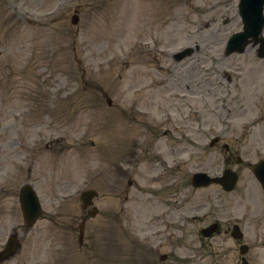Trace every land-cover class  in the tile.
I'll return each mask as SVG.
<instances>
[{
  "label": "rangeland",
  "instance_id": "374dc122",
  "mask_svg": "<svg viewBox=\"0 0 264 264\" xmlns=\"http://www.w3.org/2000/svg\"><path fill=\"white\" fill-rule=\"evenodd\" d=\"M54 1L0 0V98L3 101L0 103V148L4 140L3 134L8 138L13 135L25 136L30 131L29 126L37 122L32 120L30 116L32 112L28 116L18 115L17 120V109L21 107L19 102L8 106L4 103V98L8 100L9 96H16L23 89L27 90L30 96L48 98H62L65 87L75 91L70 98L71 103L74 101V105L70 107L73 110L66 118L76 132L82 127L74 125L76 121L80 122V118L85 119V124L95 121L92 112L96 107H100L97 101L101 94L105 92L109 97L120 98L129 110L122 116V123L136 132L134 137L128 138L127 144L133 148L135 142H141L137 146V153L142 152L143 161H146L140 165L132 178L138 180V185L129 188L130 197L124 201L127 206L117 212L118 217L125 214L121 225L116 221L118 217L114 213L111 214L110 221L102 216L101 208H105L104 202L110 203L113 199L110 196H105L106 199L100 196L94 198L98 213L88 219L83 226L80 247L84 246L87 249L88 242L94 241L98 248L91 256L89 255L90 257L87 256L89 252L82 254L76 250L70 264H146L141 253L132 252V248L142 251L143 249L120 238L131 235V208L136 207V214L141 213L139 204L144 201L146 194H140L138 189H144V180H140L144 164L151 163L149 167L155 170L152 172L154 175H162L158 174L161 171L167 174L165 178L153 181L148 187V190L151 186L152 189L158 187V198L166 202L171 201L170 197L176 196V191H181L186 186L190 187L187 177L192 170L199 168L207 169L210 173L220 172L224 155L218 146L212 153L211 149L202 146L203 152H196L192 156V151L197 145L182 142V138L205 144L212 135L220 133L226 123L233 124L229 128V134L240 130L241 127L238 125L244 123L253 122L255 125L250 130L253 128L257 130L264 122V118L256 124L258 112L254 106L249 104L245 113L237 115L238 119L233 118V115L241 112L238 110L240 104H237V112H228L226 105L232 99L224 101L223 93L220 92L223 91L222 85L225 81L219 77H223L220 72L226 69L227 65L241 67L243 80L241 84L235 85L236 89H233L230 96L250 100L252 97L250 84L254 82L264 84V63H256L255 60L259 59L255 54L248 53L249 51L217 59V51L220 50L227 30L230 32L240 28L237 25L239 17L235 12L237 0H88L78 12L79 21L76 25L71 24L69 18L66 21L52 22L36 19L38 13L54 5ZM124 4L121 12L140 10L143 7L138 16L139 21L135 25L137 33L127 32L131 24L126 25L124 22L121 27L119 23L120 6ZM25 11L30 15H26ZM26 17L29 18L25 19ZM116 29L119 30L117 33ZM134 34L132 40L127 39ZM193 43H197L199 49L191 56L181 61L170 57V52ZM114 46L115 49H112ZM148 48L152 49V53L147 52ZM160 50L165 54L162 55ZM95 60H110L111 64L98 68L95 67L97 62ZM106 69L111 72L110 75L99 72L93 76L95 70ZM40 76L41 81H37ZM61 101L57 105H60ZM31 105L35 104L31 101ZM83 106H86L84 109L87 111L79 113ZM109 111L111 112L112 108ZM150 123L151 128L148 129L146 125ZM26 126L29 129L22 130ZM115 128L116 130L120 128L121 132L126 127L116 125ZM85 133V139L91 144L93 138L89 133ZM94 137L98 139L100 135L95 134ZM144 139L158 141L155 144L156 148L145 146ZM16 141L18 142V139ZM253 145L256 146V143ZM253 147L241 148L242 155L246 156L249 148L255 149ZM130 152L131 149H127L123 156ZM180 152H183V155L178 154ZM177 156L183 157L184 163L181 164V168L175 164ZM86 157L88 162L96 158L91 151L86 152ZM88 162H84L78 156L77 150H71L58 159L54 170L49 171V163L42 158L38 166L44 177L39 179L40 188L46 191L58 190L70 181H80L82 176L87 175L94 167ZM5 164V160L0 159V165L3 167ZM13 164L16 165L15 162ZM8 171V176L4 175L5 177L10 176V170ZM182 177L185 181L181 184L178 181ZM167 179L173 180L174 185H166L164 180ZM23 181L12 179L8 181L15 199ZM136 195L139 200H132L131 197ZM120 198L122 199V196ZM2 206L0 205V215ZM159 209L165 211L163 207ZM43 210L44 215L27 233L30 234L28 238L30 247L39 245L40 264H67V257L53 261L57 253L64 254L66 250L68 251L66 245L70 242V232L58 224L62 221L59 218L61 213L52 215L48 208ZM72 213H75V209ZM2 216L4 228L6 223L10 225L12 217L10 214L9 221L6 220L5 211ZM164 216H169V212ZM158 219L159 216L153 223L142 221L139 225L140 231L145 235V241L150 245L172 232V228L160 225L161 221L158 222ZM69 222L76 237L79 222L77 220ZM117 226L121 229L119 230ZM16 229L21 233L20 227L16 226ZM2 235L1 223L0 238ZM118 237L124 244L115 250L119 252L112 262L111 253L115 249L113 241ZM98 252L105 253L102 257L103 262L97 260ZM250 259L256 264V261H261V254L254 251L250 254ZM1 264H35V260L25 259L19 254ZM200 264H208V260Z\"/></svg>",
  "mask_w": 264,
  "mask_h": 264
},
{
  "label": "flooded vegetation",
  "instance_id": "af4514ba",
  "mask_svg": "<svg viewBox=\"0 0 264 264\" xmlns=\"http://www.w3.org/2000/svg\"><path fill=\"white\" fill-rule=\"evenodd\" d=\"M227 225H228V224H226V226H224V227L222 228V232L227 233L226 231H228V229H229V227H228ZM218 232H219V227H218Z\"/></svg>",
  "mask_w": 264,
  "mask_h": 264
}]
</instances>
